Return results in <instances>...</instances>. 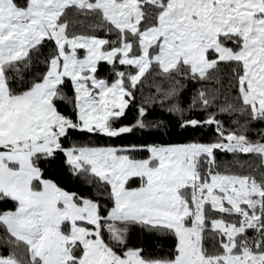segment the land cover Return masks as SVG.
<instances>
[{
    "label": "snow or ice",
    "instance_id": "6c2138e0",
    "mask_svg": "<svg viewBox=\"0 0 264 264\" xmlns=\"http://www.w3.org/2000/svg\"><path fill=\"white\" fill-rule=\"evenodd\" d=\"M0 264H264V0H0Z\"/></svg>",
    "mask_w": 264,
    "mask_h": 264
},
{
    "label": "trees",
    "instance_id": "16d2710c",
    "mask_svg": "<svg viewBox=\"0 0 264 264\" xmlns=\"http://www.w3.org/2000/svg\"><path fill=\"white\" fill-rule=\"evenodd\" d=\"M82 139H90L92 141H95V142H99V143H105V142H112V141H108L104 136L100 135V136H91L87 133H84L81 135ZM230 159V157H228Z\"/></svg>",
    "mask_w": 264,
    "mask_h": 264
}]
</instances>
